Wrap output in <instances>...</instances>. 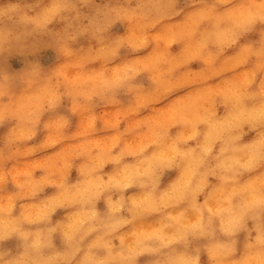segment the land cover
I'll return each instance as SVG.
<instances>
[{
    "label": "clouds",
    "instance_id": "1",
    "mask_svg": "<svg viewBox=\"0 0 264 264\" xmlns=\"http://www.w3.org/2000/svg\"><path fill=\"white\" fill-rule=\"evenodd\" d=\"M0 264H264V0H0Z\"/></svg>",
    "mask_w": 264,
    "mask_h": 264
}]
</instances>
